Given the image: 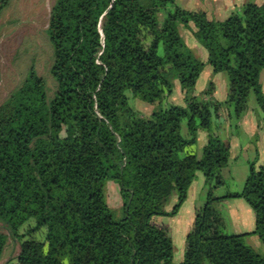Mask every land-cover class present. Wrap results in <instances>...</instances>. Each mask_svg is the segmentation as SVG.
<instances>
[{"label": "trees", "instance_id": "1", "mask_svg": "<svg viewBox=\"0 0 264 264\" xmlns=\"http://www.w3.org/2000/svg\"><path fill=\"white\" fill-rule=\"evenodd\" d=\"M9 2L0 0V13ZM181 24L205 59L187 45ZM45 31L52 93L30 63L0 101V221L7 230L0 231V257L10 236L18 264H174L168 225L157 215L175 214L201 172L206 198L179 264H264L245 233L224 231L217 208L223 198L244 199L264 245V163H249L240 189L214 194L225 183L229 143L212 126L222 107L237 121L250 93L264 111V2L213 19L176 0H54ZM204 63L225 73L224 99L212 95L211 79L195 94ZM174 80L182 103L165 104ZM133 98L151 111L139 112ZM200 129L207 136L197 156L191 145ZM111 178L119 184L120 218L103 192ZM39 226L43 237L34 234Z\"/></svg>", "mask_w": 264, "mask_h": 264}, {"label": "rangeland", "instance_id": "2", "mask_svg": "<svg viewBox=\"0 0 264 264\" xmlns=\"http://www.w3.org/2000/svg\"><path fill=\"white\" fill-rule=\"evenodd\" d=\"M53 2L54 0H10L8 6L1 11L0 101L5 98L6 95L22 81L30 63H33L37 73L44 77L46 84L49 88V93H52L51 91L54 88L55 83L53 77L49 72V66L51 63L52 55V46L47 38L45 29L48 23L49 11ZM198 2L201 3L202 1L176 0L177 5L185 7L187 9H201L202 6L201 4H198ZM210 17L212 18V16ZM179 30L181 31L185 42L192 49V51L196 55L203 57L202 59H205V49L196 41L193 36H191L190 30L188 28H184L183 24L179 25ZM262 75L264 76L263 71ZM210 79H213V83L218 93H220L225 86L227 90V78L225 73L218 72L216 74H213L210 65L208 63H204L203 69L196 80V84L194 87L195 94H200L201 91L206 88ZM179 90V82L177 80H174L171 96L170 98L168 97V100L166 99L165 104L170 102L182 103L178 99L177 95ZM222 99H224V97L221 98V100ZM131 103L139 112L145 115H147L153 107L152 105L145 103L139 98L131 99ZM247 103V106H254V112L256 113V115L261 116L260 119L263 120L264 111L256 103L253 93H250ZM221 109L225 110L223 107ZM215 117H213L212 119L213 128L215 126L214 122H217L215 121ZM231 121L234 122L233 119H231ZM179 131L182 135H186V127L183 122ZM198 144L199 141L198 143L196 142L195 144H193L191 148L194 152H196V155L198 154L197 156H200L202 147L199 148ZM242 172H244V169L242 171V168L240 167L239 163L236 164V166H232L231 168V175L234 177L233 182L238 185L237 187H240L241 185L239 181ZM198 173L200 174L201 172ZM118 186V182L115 179L111 178L105 180L103 189V192L106 197V202L114 210V216L116 218H120L122 215V200L118 191ZM215 190L222 191L224 193L227 190V187L223 184L215 188ZM215 190L214 193H216ZM174 196L175 194L173 193L169 197L168 201L165 203L164 207L174 204V202H172V200L175 198ZM159 216L160 215H157V220L163 221L164 219L161 218L160 220V218H158ZM33 224L34 222L32 220H29L27 225L32 226ZM25 227H23V229ZM0 231L7 233V230L1 221ZM224 231L227 233H231L229 226H225ZM34 234L43 237L45 234V228L43 226H39L37 229L34 230ZM172 238L175 245L173 263L179 264L182 251V246L180 251L181 240L177 234H174ZM256 250L261 255H264V245L260 244V246ZM17 252L18 243L10 236H7L6 245L0 257V264H18L15 258ZM205 264L209 263L205 262Z\"/></svg>", "mask_w": 264, "mask_h": 264}, {"label": "crops", "instance_id": "3", "mask_svg": "<svg viewBox=\"0 0 264 264\" xmlns=\"http://www.w3.org/2000/svg\"><path fill=\"white\" fill-rule=\"evenodd\" d=\"M200 1L202 2H198V4H201V10H204L206 14L209 17L212 16L213 19H221L227 16L231 11L239 9L241 5L247 1H253L255 3L264 2V0ZM259 80L262 86H264V76L262 73L259 76ZM213 86L212 95L214 98L221 100L226 93V86L220 93H218L214 83ZM177 95L178 99L182 102V93L180 90ZM260 117L261 116L256 115L254 112V106L250 107L249 105L245 108L244 112L236 122H232L231 118L227 117L225 111L222 109H220L218 115L215 117V121L217 122H214V129L223 140L229 143V158L226 165L221 170L225 181L224 185L228 190H238L237 188L241 187L244 183L248 165L251 161H254L256 166L264 163V119L261 120ZM206 136L207 133L205 130H198L194 144L199 141L198 147H202L206 141ZM238 163L242 168V171L244 169L239 181L241 184L240 187H237L238 185L233 182L234 177L231 175L232 166H236ZM215 192L216 193L214 194L216 195L223 194L222 191L215 190ZM174 197L175 198L172 202L176 199V196ZM205 198L206 188L204 185V176L202 173H197L195 178L191 181L187 190V196L179 206L178 211L173 215H160L158 217L160 220L163 218L164 220L162 222L168 225L173 255L175 245L172 237L174 234L179 236L181 240L180 251L182 246L180 261L184 253V240L188 231L191 229L194 212L204 203ZM171 205H168L167 207L165 206L164 208L170 209ZM217 208L223 217L224 228L225 226H229L231 233H245L244 240L251 245L255 251H257L256 249L260 244L263 245L257 235L252 233L254 228V212L244 199L239 197L223 198L217 203Z\"/></svg>", "mask_w": 264, "mask_h": 264}]
</instances>
